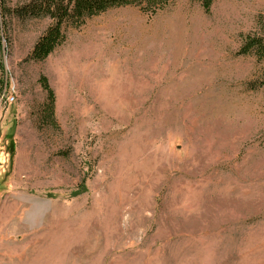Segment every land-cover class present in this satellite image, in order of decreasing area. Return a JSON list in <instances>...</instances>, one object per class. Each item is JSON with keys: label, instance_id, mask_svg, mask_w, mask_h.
<instances>
[{"label": "rangeland", "instance_id": "rangeland-1", "mask_svg": "<svg viewBox=\"0 0 264 264\" xmlns=\"http://www.w3.org/2000/svg\"><path fill=\"white\" fill-rule=\"evenodd\" d=\"M49 25L5 29L0 264H264V0L113 8L33 62Z\"/></svg>", "mask_w": 264, "mask_h": 264}, {"label": "trees", "instance_id": "trees-1", "mask_svg": "<svg viewBox=\"0 0 264 264\" xmlns=\"http://www.w3.org/2000/svg\"><path fill=\"white\" fill-rule=\"evenodd\" d=\"M167 0H29L27 3L13 9L7 6L6 0H0V94L3 90L5 75L2 64L4 53L3 42L5 29L9 19L20 21L43 20L50 21L44 34L35 43L29 60L40 62L46 59L63 40V30L67 25H75L84 19L104 13L110 9L125 6H144L148 9L161 7ZM208 8L215 0H196ZM246 45L247 53L253 51L258 60H264L263 39H250ZM264 88V73L259 86ZM256 87V88H257ZM255 89V87H254ZM45 90L47 88L45 87ZM47 104L45 110L53 116V95L47 90Z\"/></svg>", "mask_w": 264, "mask_h": 264}, {"label": "bare ground", "instance_id": "bare-ground-1", "mask_svg": "<svg viewBox=\"0 0 264 264\" xmlns=\"http://www.w3.org/2000/svg\"><path fill=\"white\" fill-rule=\"evenodd\" d=\"M88 247H89V246H88V243H86V244H84L83 247H81V248H82V249H89ZM53 248H55V247H52V246L50 247V249H53ZM73 249H74V248H73ZM77 250H78V249H77ZM77 250H76V251H77ZM80 252H81V251H80ZM28 253H29L30 257H32V262L34 263V262L36 261L35 258H36V256H37V250H33V251H32L31 249H29V250H28ZM34 264H36V263H34Z\"/></svg>", "mask_w": 264, "mask_h": 264}, {"label": "built area", "instance_id": "built-area-1", "mask_svg": "<svg viewBox=\"0 0 264 264\" xmlns=\"http://www.w3.org/2000/svg\"><path fill=\"white\" fill-rule=\"evenodd\" d=\"M9 96H10V95H9ZM13 100H14V98H13V97H9V100H8V101L12 103V102H13ZM1 101H2V99H1Z\"/></svg>", "mask_w": 264, "mask_h": 264}]
</instances>
